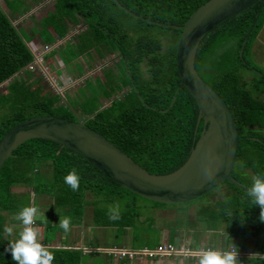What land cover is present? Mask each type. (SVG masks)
I'll return each instance as SVG.
<instances>
[{"label": "trees", "instance_id": "trees-1", "mask_svg": "<svg viewBox=\"0 0 264 264\" xmlns=\"http://www.w3.org/2000/svg\"><path fill=\"white\" fill-rule=\"evenodd\" d=\"M2 1L0 87L8 84L0 90V141L14 127L32 118L52 116L77 121L73 114H66L69 108L61 103L59 95L50 94L42 86L36 87L39 79L29 69L36 56L29 44L40 35L46 46H53L84 21L86 30L76 35L75 45L67 42L63 49L47 54L48 60L50 55H60L67 66L75 60L71 59L73 56L77 59L85 55L91 60L93 53L101 59L117 55L114 65L122 71L118 70L119 79L117 74H112L114 69L106 70L113 77L104 74L103 79H92L89 95L84 93L82 97L78 90L80 102L72 104L75 114L79 109L87 127L152 174H169L186 163L204 122L197 130L199 107L180 81L176 55L183 31L177 27H183L210 0H118L140 18L120 9L114 0H53V10L31 27V37L26 36L22 26H15L14 21L28 15L40 3ZM259 10L257 4L210 33L200 46L196 62L201 78L222 96L237 122L241 141L233 177L248 188L254 176L264 174V100L260 97L264 82L256 83L258 90L254 93L250 86L255 80L246 73H255L249 57L264 29L263 6L251 34ZM45 59L48 61L46 55ZM22 71L24 76L19 75ZM73 167L81 177L79 191H73L64 182ZM222 186L225 192L221 197L216 192L204 196L211 197V202L197 211L198 220L208 223L206 227L212 230L218 229L220 223L226 224L232 238L256 235L259 243L256 252L264 254V223L259 220V206L253 207L247 193L232 183L227 181ZM19 187L32 192H15ZM32 194L35 198L49 197L54 208L63 209L74 220L82 219L85 208L91 206L94 226L115 228L119 235L134 228L141 218L134 200L143 198L116 184L67 147L49 140H31L20 146L0 171V264H17L6 251L9 242L5 240L4 228L8 224L22 225L16 216L24 206L35 203ZM89 195L96 198L107 195L111 202L115 198H130L132 202L127 203L119 219L110 220L109 209L99 202L87 201ZM47 222H36V227L43 226L48 233ZM52 235H43L41 242L53 251V264H109L103 263L104 256L93 258L81 249L55 244ZM252 263L264 264V259L256 258Z\"/></svg>", "mask_w": 264, "mask_h": 264}, {"label": "water", "instance_id": "water-1", "mask_svg": "<svg viewBox=\"0 0 264 264\" xmlns=\"http://www.w3.org/2000/svg\"><path fill=\"white\" fill-rule=\"evenodd\" d=\"M114 1L126 13L140 18L118 0ZM257 4L260 10L252 34L264 0H210L183 27H177L183 31L176 55L180 81L199 107L197 130L204 122L200 138L179 169L169 174H152L81 120L43 116L17 125L0 141V171L20 146L43 139L74 151L116 184L150 202L185 205L217 190L227 181L247 193L248 187L233 177L241 141L237 122L222 96L201 78L196 62L200 46L210 33ZM248 41L249 38L241 55Z\"/></svg>", "mask_w": 264, "mask_h": 264}, {"label": "rangeland", "instance_id": "rangeland-1", "mask_svg": "<svg viewBox=\"0 0 264 264\" xmlns=\"http://www.w3.org/2000/svg\"><path fill=\"white\" fill-rule=\"evenodd\" d=\"M33 3H36L35 0H31ZM38 4L36 8H32L31 10V16L33 19H29V16H23L19 20L14 21L15 26H23L26 28H29V26H34L38 23L40 19H42L48 12L53 10V0H36ZM0 5L4 6V3L2 0H0ZM36 9V10H34ZM84 21L81 22L80 30L79 32H82L81 30L85 31L86 27L84 25ZM79 28H72L70 33L66 36V38H69L68 42L75 45L76 40V34L78 33ZM76 30V31H74ZM264 30V29H263ZM72 31H74L72 33ZM75 38H71L70 37ZM261 42L259 45L261 47H258L256 45V42L251 50L250 54V62L252 63L253 72H247L250 76L249 78L251 80H255V84L253 86H250L255 93L258 88L256 87V83H262L264 82V32L263 35L260 36ZM65 38V39H66ZM65 41V40H64ZM77 41V40H76ZM42 47H40V53L46 54L50 53L53 49L51 47L46 46L44 43L41 42L40 44ZM30 46V45H29ZM257 46V47H256ZM63 48V47H62ZM50 59L52 58V55L49 56ZM73 62L67 66H65V63H63L60 55H56L51 59V61L40 60L35 59L34 64L29 66V69L32 70L34 74L35 79H39V84L37 86H42L45 91H49L52 95H59L61 98V103H63L68 109L66 112L67 115L73 114L77 120H84L85 117H83L79 109L76 110L75 114V102H80V94L82 97L84 96V93H87L89 95V89L91 82L94 83L92 79H95L96 77L104 78L103 75L107 78L113 77V75L120 70V68L115 67V63L118 61L117 55L113 57H107L104 59H101L96 53H93V58L88 60L85 55L81 56L80 58H75V56L71 57ZM77 60V61H76ZM81 66V67H80ZM83 69V71H81ZM105 69V70H104ZM107 69H114L115 72L111 71L113 75L109 74L107 72ZM104 70V71H103ZM122 70H120L121 72ZM19 75L24 76L25 71H22L19 73ZM70 76V77H69ZM8 83L3 84L0 87V90H4L6 88ZM81 85H83L81 87ZM104 85V84H103ZM84 88V89H83ZM102 88H105V86H102ZM261 93L260 97L264 100V85L260 86ZM79 90V93H78ZM104 90V89H102ZM74 106H73V105ZM72 105V106H71ZM58 115H62L59 113ZM223 187V186H222ZM220 187L217 190L213 191L216 192L215 194L221 195L225 190ZM226 189V188H225ZM15 192L17 193H31L32 189H25V188H15ZM212 193V192H211ZM33 195V202H35V206L40 209L39 211L43 214V217L39 218V214L37 217V222L39 224V219H41L43 223L47 222V225L45 227L50 228V230L46 233V229L42 226L38 227L40 229V236L46 235V234H53L52 237L53 241L57 245H74L73 248L81 249L87 256H104L103 263H109V264H122V261L125 264H157L155 262H151L149 260L146 261H139L142 259H148L144 255L140 253L141 250H134V249H141L142 247H151L154 248L157 246L159 242L163 239L164 236H166L169 239V242L178 243V236L183 235L185 239H189V237H194L195 235L192 234L191 229L194 228V226L200 225V227L206 228L208 223H204L201 220L199 221V224H196L191 221L192 219L196 220V214L197 211L201 208V206H205L209 204L211 201V197H202L199 201H193L191 204H185V205H168L167 207H158L154 203L147 201L145 199H137L134 200L137 202L139 212L141 213V218L136 221L137 224L134 225V228H131V234H122L123 238L120 237H113L115 234H119V232L113 228H98V230L94 229V224L92 222L93 220V207L90 208L86 207L84 211V217L82 219H72V226L71 231L68 233H65L63 229L59 228L58 224L60 221V216H69L68 214H65V211L60 208H54L52 207V200L49 197L46 196H38L35 198V194ZM107 196V195H106ZM106 196L101 197H95L92 195H89V200H92L91 202H99L102 204L104 208H116L119 211V214L122 215L123 212L126 211V205L130 201V198L120 199L115 198L113 202L108 200ZM211 196V195H208ZM125 197H127L125 195ZM111 199V198H110ZM129 199V200H128ZM213 199V197H212ZM112 200V199H111ZM132 202V201H130ZM208 206V205H207ZM217 205H215L216 207ZM159 208H166L167 210H158ZM56 210V212L59 214L56 215L53 214L51 211ZM158 210V211H154ZM191 212V213H190ZM196 215V216H195ZM56 216V217H55ZM50 222V223H49ZM20 223H22L20 221ZM79 225L77 230H75V226ZM226 224H219V228L222 226L224 227ZM13 227V226H11ZM17 227V228H16ZM14 233L12 236H8L5 234V240L6 242H9V240L18 238V233L22 229V225L19 224L17 226L13 227ZM76 232V235H75ZM200 236V235H198ZM125 237V238H124ZM44 237L40 239V241H43ZM61 239V242L60 240ZM183 239V238H182ZM198 239V238H197ZM63 241V242H62ZM200 241V239H198ZM63 243V244H62ZM126 244H129V246L133 247L131 249H124L121 248V246H125ZM55 245V246H57ZM125 246V247H129ZM176 247V246H175ZM109 249H118L123 251H136L139 252L137 256L133 257V259L130 258H123L121 259L118 257L115 253L113 257L109 258L108 255L111 256L110 253L106 252V250ZM184 249L185 252H188V249L186 247H181L179 250ZM98 252V253H97ZM92 253H95V255H92ZM190 256H196L198 254L193 253L192 251ZM193 253V254H192ZM105 254V255H102ZM123 254V253H121ZM199 256V255H198ZM153 258V257H151ZM111 259V261H110Z\"/></svg>", "mask_w": 264, "mask_h": 264}, {"label": "clouds", "instance_id": "clouds-1", "mask_svg": "<svg viewBox=\"0 0 264 264\" xmlns=\"http://www.w3.org/2000/svg\"><path fill=\"white\" fill-rule=\"evenodd\" d=\"M80 175L73 167L64 177V182L73 190L79 191ZM247 195L251 198L252 205L259 206V220L264 223V174H257L252 178V184L248 188ZM39 209L34 205L24 206L16 216L22 222V229L18 233V238L9 240L6 251L11 253L12 259L17 264H53L54 253L40 241V229L36 227ZM110 220L119 219V211L110 208L108 212ZM59 228L65 233L71 231L72 219L70 216H60ZM5 234L12 236L14 229L5 226ZM232 243L228 249H207L201 250L198 256V264H241L239 259V249ZM250 260L256 258L264 259V254L260 252L250 253Z\"/></svg>", "mask_w": 264, "mask_h": 264}, {"label": "crops", "instance_id": "crops-1", "mask_svg": "<svg viewBox=\"0 0 264 264\" xmlns=\"http://www.w3.org/2000/svg\"><path fill=\"white\" fill-rule=\"evenodd\" d=\"M34 10H36V9H34ZM27 16H29V19H33V17L31 16V12H29V14ZM23 30L25 31L26 36H28V37H31L32 36L31 26H29V28L23 27ZM79 30H80V27L78 29V33H79ZM74 31H76V30H74ZM74 31H72V33ZM81 31H83V30H81ZM263 32H264V30L262 31V33L258 37V40H257V43H256V45L258 47H261V45H259L260 43H262L261 42V39H260L261 38L260 36L263 35ZM75 36L74 37H70L69 36L70 37V40H71V38H75ZM65 38L64 39H60V40L58 39L57 40V43L55 45H53L52 47L51 46H49V47H51L53 50L59 49V48H62V47L64 48L65 47V44L69 40V38H66V39ZM41 42L46 45V43L44 42V40L42 39V37L40 35H37L30 42L29 45H30V48H31L32 52L36 56V59H37V57H39V58H42V61H43L45 55H46V57L48 59V55L47 54H49V53H46V54L45 53L44 54H41L40 53V49L39 48L42 47L40 45ZM51 59H49V61H51ZM87 201H90L91 202L92 200H89V197H88V200ZM33 205L35 206V204H33ZM52 205H53V203L51 204V206ZM90 208H91V206H90ZM158 210H167V209L166 208H163V209L162 208H159ZM158 210H154V211H158ZM51 212L53 214H55V215L57 213L56 210H55L56 213L53 210ZM195 214H197V213H195ZM42 215L43 214L40 212L39 218L40 217H43ZM189 215L191 217V221L192 222H194L196 224H199L198 217L196 215H195L197 217L196 220L195 219L194 220L192 219L193 218L192 217L193 215L192 216H191V214H189ZM41 221L42 220L39 219V224H41ZM8 226H10V224H8ZM78 227H79V225H76L75 226V230H77ZM109 228H111V227H109ZM94 229L95 230H98L97 227H94ZM103 229H107V228H103ZM117 231H119V230H117ZM191 232H192L193 235H195L194 237L192 236V237H189V239H185L183 237V235H184V233H183V235H179L177 237L178 238V243H176V242L175 243L169 242V239L166 236H164L163 239L161 240V242H159L157 244V246H155L154 248H151V247H142L141 249H134V250H143V249H146V248H148L150 250H155L160 245H168L169 244V245L176 246L178 249H180L181 247L184 246V247H186L188 249V252H191L192 251L193 253L199 255V253L201 252V250H207V249H221V250H223V249H228V248L232 247V243H233L239 249V259L241 261V264H253L252 263V260H250L248 257H249V254L250 253L256 252V250H257L256 246L259 245V243L257 241L258 239H257L256 235L250 234V235L245 236L244 238H239V239L232 238L230 236L229 232L227 231V229H226L225 226L224 227L222 226L221 228H218L216 230H212V229H208L207 227L206 228L200 227V225H198V226H194V228L191 229ZM122 234L123 235L126 234V236L128 234H131V229L128 228V229L124 230V232L121 233L120 235L119 234H115V235H113V237L116 238V237H120L121 236L123 238ZM75 235H76V232H75ZM198 235H200V236H198ZM41 238H43V235H42V237L40 236V239ZM197 238L200 239V241H198ZM59 240L61 242V239H59ZM62 246H72L73 247L74 245L63 244ZM125 246H129V244H126ZM125 246H121V248H124V249H131V248H133L131 246H129V247H125ZM198 255H196V256H189V255H185V254H178V255L171 256V257L155 256L153 258L145 256L148 259H142L141 258V260H139V261L142 262V261L149 260V261L155 262L157 264H198ZM89 261H90V263H94L93 262V259H90Z\"/></svg>", "mask_w": 264, "mask_h": 264}, {"label": "built area", "instance_id": "built-area-1", "mask_svg": "<svg viewBox=\"0 0 264 264\" xmlns=\"http://www.w3.org/2000/svg\"><path fill=\"white\" fill-rule=\"evenodd\" d=\"M38 59L42 60V58L37 57ZM106 252L110 253L112 256L114 255V253L120 257L119 255H121V259L123 258H128L130 256L131 259H133V257L137 256V254L139 252L133 251H123L122 250H118V249H109L106 250ZM123 253V254H121ZM140 253L144 256L147 257H155V256H161V257H171L174 255H178V254H185V255H191V253L189 252H185V250H179L177 247L173 246V245H160L158 246L155 250H150L148 248L143 249L140 251ZM129 255V256H128Z\"/></svg>", "mask_w": 264, "mask_h": 264}, {"label": "flooded vegetation", "instance_id": "flooded-vegetation-1", "mask_svg": "<svg viewBox=\"0 0 264 264\" xmlns=\"http://www.w3.org/2000/svg\"><path fill=\"white\" fill-rule=\"evenodd\" d=\"M116 74V73H115ZM119 77H120V74H119V71L117 72V75H116V78H118L119 79ZM131 90V89H130ZM112 103V100L111 101H106L105 103H104V107H108L110 104Z\"/></svg>", "mask_w": 264, "mask_h": 264}]
</instances>
